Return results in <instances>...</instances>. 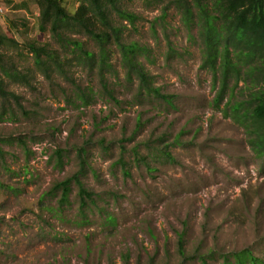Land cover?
<instances>
[{"label":"rangeland","instance_id":"rangeland-1","mask_svg":"<svg viewBox=\"0 0 264 264\" xmlns=\"http://www.w3.org/2000/svg\"><path fill=\"white\" fill-rule=\"evenodd\" d=\"M60 1L68 13L79 5ZM172 1L117 0L137 16L133 26L111 14L125 43L146 48L138 60L169 105L138 93L114 45L109 97L97 68L67 43L96 53L91 38L41 32L35 0H0V29L15 43L1 49V65L16 76L0 75L18 98H0V264H234L245 252L264 264V153L244 117L250 80L228 79L214 103L220 76L202 68L198 29ZM33 41L56 52L62 71L34 64L25 47ZM80 165L93 192L81 213L75 184L62 206L59 192L46 194Z\"/></svg>","mask_w":264,"mask_h":264},{"label":"trees","instance_id":"trees-1","mask_svg":"<svg viewBox=\"0 0 264 264\" xmlns=\"http://www.w3.org/2000/svg\"><path fill=\"white\" fill-rule=\"evenodd\" d=\"M35 1L38 5L41 32L48 27L51 35L59 39V31L78 29L95 42L97 52L92 53L83 50L81 45L74 40L67 41L80 51L81 58L90 65V68H97L101 86L109 97H111V92L107 91L104 73L110 68L109 47L114 45L119 51L126 79L131 81L132 78H136L138 80V93L141 95L144 92L146 95L163 99L170 105L169 98L160 94L159 89L153 86L151 77L138 60L139 55L147 52L146 48L134 41L125 43L122 38L124 25L122 22L114 23L111 18V14L115 13L118 19L132 26L137 19L134 14L120 8L117 0H78L79 5L73 13H68L60 0ZM171 4L181 15V22L185 26L190 28L189 25L193 24L198 29L197 34L204 55L202 68L207 67L213 75L219 74L220 76V90L214 99L215 104L222 97L228 79L234 77L236 84L242 78L244 81L250 80L248 84L252 88H247L250 108H246L244 117L250 120V126L254 129L252 131L257 135V140L251 142V146L264 153V0H173ZM10 43L15 44L0 29V73L8 78L16 75L1 65L4 57L1 49ZM25 47L32 55L34 64L38 67H45V73L62 71L56 52L48 51L46 44L41 45L33 41L26 42ZM231 55L237 60L245 59L242 63L246 64L247 69L242 74ZM251 63H254V66ZM9 97L14 101L18 100L13 93L4 90L0 75V98L6 100ZM76 98L84 106L88 105L90 99L82 90H78ZM240 105V103H234L231 109L237 111ZM80 151L83 152V149ZM56 153L59 157V152ZM165 155L168 159L170 158L168 153L165 152ZM82 170L83 165H80L76 174L56 182L46 194L54 195L59 192L58 204L62 206L68 201L71 185L75 184L81 213L87 203L93 201V192L88 191L80 180ZM181 238L179 236L178 240L180 254L183 253ZM233 256L237 257L234 264H246L240 256L247 257L249 261L247 264L259 263L248 252ZM224 264H230L227 258Z\"/></svg>","mask_w":264,"mask_h":264}]
</instances>
